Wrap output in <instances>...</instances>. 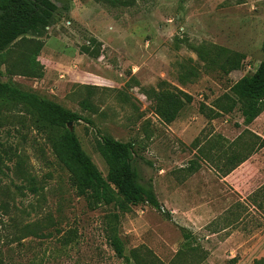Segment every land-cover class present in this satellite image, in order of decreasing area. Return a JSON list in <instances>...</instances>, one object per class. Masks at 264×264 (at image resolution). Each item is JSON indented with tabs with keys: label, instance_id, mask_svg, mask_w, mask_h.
Returning a JSON list of instances; mask_svg holds the SVG:
<instances>
[{
	"label": "rangeland",
	"instance_id": "1",
	"mask_svg": "<svg viewBox=\"0 0 264 264\" xmlns=\"http://www.w3.org/2000/svg\"><path fill=\"white\" fill-rule=\"evenodd\" d=\"M52 2L44 36L0 55V83L87 120L67 129L104 178L100 138L134 144L169 220L131 208L116 256L105 235L116 210L90 211L54 153L57 132L1 99L0 264H134L141 250L158 264H264V112L244 126L238 105L227 111L230 88L264 63V0ZM166 89L192 99L170 125L154 112Z\"/></svg>",
	"mask_w": 264,
	"mask_h": 264
},
{
	"label": "trees",
	"instance_id": "2",
	"mask_svg": "<svg viewBox=\"0 0 264 264\" xmlns=\"http://www.w3.org/2000/svg\"><path fill=\"white\" fill-rule=\"evenodd\" d=\"M56 12L57 7L52 0H0V55L24 36L42 38L52 25ZM262 50L264 52V40ZM83 51L84 55H89L88 50ZM237 67L238 63L233 60L230 70ZM230 91L235 100L228 98L232 105L227 111H232L238 105L243 125H251L264 112V63L251 77H244L235 83ZM1 99L27 105L40 122L57 132L53 142L54 153L69 173L70 184L76 195L84 199L90 211L109 206L116 210V214L107 216L105 230L107 242L116 256L123 257V245L118 234L119 218L129 213L131 208L147 206L169 220L168 213L163 211L155 196L152 183L140 182L135 164L142 158L136 153L134 144L108 137L100 138L97 151L107 168L104 178L83 152L75 134L67 129L70 124L80 121L88 123L87 120L57 104L23 93L10 84L0 83ZM191 103L190 96L178 90L166 89L155 95L154 112L163 124L170 125ZM260 192L264 194V188ZM184 240L188 241L190 237L184 236ZM139 259L148 260L140 262ZM132 261L134 264H158L152 255L143 254L142 250L132 254Z\"/></svg>",
	"mask_w": 264,
	"mask_h": 264
},
{
	"label": "crops",
	"instance_id": "3",
	"mask_svg": "<svg viewBox=\"0 0 264 264\" xmlns=\"http://www.w3.org/2000/svg\"><path fill=\"white\" fill-rule=\"evenodd\" d=\"M249 161V160H248ZM247 160L246 161H244V164H242V166L241 167H243L244 165H247V163H249ZM240 168V167H239ZM246 182H247V180H246ZM226 230H224L223 232H225Z\"/></svg>",
	"mask_w": 264,
	"mask_h": 264
}]
</instances>
